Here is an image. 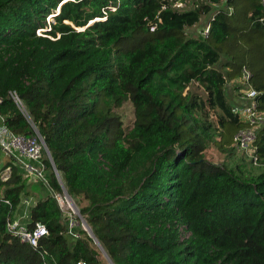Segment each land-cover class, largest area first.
<instances>
[{
	"label": "trees",
	"instance_id": "obj_1",
	"mask_svg": "<svg viewBox=\"0 0 264 264\" xmlns=\"http://www.w3.org/2000/svg\"><path fill=\"white\" fill-rule=\"evenodd\" d=\"M174 1L0 0V123L13 135L40 134L112 264H264V126L252 157L237 151L245 125L227 87L247 69L264 110L262 5L203 0L179 11ZM206 15L208 37L189 36ZM48 17L55 25L37 34ZM125 103L134 114L127 130L111 122ZM209 149L221 164L206 159ZM43 161L50 189L6 165L0 264H109L78 217V237L68 233L53 197L62 188ZM26 197L35 201L28 228L48 231L37 247L6 231Z\"/></svg>",
	"mask_w": 264,
	"mask_h": 264
},
{
	"label": "built area",
	"instance_id": "obj_2",
	"mask_svg": "<svg viewBox=\"0 0 264 264\" xmlns=\"http://www.w3.org/2000/svg\"><path fill=\"white\" fill-rule=\"evenodd\" d=\"M202 1L203 0H176L172 2V8L183 11L190 9L196 3ZM260 3L264 11V0H260ZM214 9L217 11L220 9V6H214ZM227 11L231 14L232 8L228 7ZM214 16L215 13H213L210 20H213ZM209 28L210 24L208 22L200 31V35L203 38L208 37ZM154 29V26L150 28L151 31H154ZM37 34H40V30L37 31ZM250 79V72L243 68L241 77L238 79L237 84H235L237 90H233L237 101H239V105L232 109V112L238 115L241 122L245 125L244 128L235 134L233 144L237 151L244 153L248 157H252L255 152L254 144L256 141L257 129L264 126V110H259L256 100L260 93L255 91L250 86ZM10 96L17 105H20L19 99L14 94L10 93ZM0 149L6 155L10 156L15 163L19 164L20 168L24 172V176L34 179L35 181H39L50 189L46 177V166L43 161L45 156L44 145L37 132L28 137L13 135L7 131L2 123H0ZM254 161H256V158H254ZM10 173V167H5L0 170V181H6L10 177ZM53 197L56 199L61 211L64 212V203L68 205L65 196L63 194L53 193ZM0 201H3L1 197ZM3 202L8 204V201L4 200ZM68 208L72 210L69 205ZM75 225L77 224L73 223L71 220L69 221L67 224L69 234H72L71 228ZM6 231L13 237L18 238L21 242L27 243L32 247H37L39 241L48 234L46 227L42 223L38 222L32 228H28L27 226L22 225L18 219L8 220L6 223ZM72 235L78 237L77 234ZM77 264L86 263L80 261L77 262Z\"/></svg>",
	"mask_w": 264,
	"mask_h": 264
},
{
	"label": "rangeland",
	"instance_id": "obj_3",
	"mask_svg": "<svg viewBox=\"0 0 264 264\" xmlns=\"http://www.w3.org/2000/svg\"><path fill=\"white\" fill-rule=\"evenodd\" d=\"M209 17H210V15L203 16L201 18L200 22L196 26L191 27L189 29H186L187 34L189 36H193V37L197 36V34L199 35L200 31L208 23ZM46 23H47V27L45 29L41 30L40 34H42L43 31H48L49 30V26H48L49 24L55 25V21H53V18H50V17H48V19L46 20ZM230 85H232L234 91L237 90L236 85H234L233 83H231ZM191 90H194V91H197V92L201 93V89L197 88L196 86L191 88ZM234 91H232L230 94L235 97ZM114 114H115V116L113 117V120L111 121L113 124H115V125L119 124L125 130H127V129L132 127L133 121H134V114H133V108H132L131 104L125 103L122 107L114 110ZM211 119H212L213 122H215V115L214 114H213ZM204 155H205V157H206V159L208 161H210L212 163H215V164H221L223 162V160L225 159V157L223 155H221L215 149L207 150ZM72 201L75 203V205L78 208V210H79L80 206H83L85 204L83 202H80L79 205H78V204H76V200L73 199ZM63 208H64V212L63 213L68 218V220L69 221L71 220L73 223L77 224L76 220L74 219V217H76L74 211L71 210L70 208H68V205L66 203H64ZM71 208H72V206H71ZM183 230L184 229L182 228V231ZM101 258L103 259V256L100 257V259Z\"/></svg>",
	"mask_w": 264,
	"mask_h": 264
},
{
	"label": "crops",
	"instance_id": "obj_4",
	"mask_svg": "<svg viewBox=\"0 0 264 264\" xmlns=\"http://www.w3.org/2000/svg\"><path fill=\"white\" fill-rule=\"evenodd\" d=\"M231 82H229L227 84V87H228V90L232 92L233 87H232V85H230ZM234 98L237 100L236 97H234ZM14 162L15 161H13V159L10 158V156L6 155L0 149V170H2L5 167H8V166H6L8 163H14ZM29 179H30L29 181H31V182H36L34 179H31V178H29ZM34 203H35V201L32 197L24 198L21 201L20 205L15 210L12 219H18L22 225H25L28 227V225L30 224V210H31L32 206L34 205Z\"/></svg>",
	"mask_w": 264,
	"mask_h": 264
},
{
	"label": "water",
	"instance_id": "obj_5",
	"mask_svg": "<svg viewBox=\"0 0 264 264\" xmlns=\"http://www.w3.org/2000/svg\"><path fill=\"white\" fill-rule=\"evenodd\" d=\"M58 12H59V10L57 9L56 13H58ZM90 24H92V22H89V24H88L87 26H89ZM87 26H86V27H87ZM86 27H84V28H80V29H78V30H79V31H82V30H84ZM35 132H37V131L35 130ZM37 134L39 135V137L41 138V140H42V142H43L45 155H46L47 158L49 159V162H50V164H51V166H52L54 172L56 173L57 179L59 180L60 186H61V188H62V193H63V195L65 196V198L68 199V201L71 202V204H72V210L74 211L76 217H78L79 222H80V225L82 226V228L84 229V231H86V232L88 233V235H89V236L95 241V243H96V244L98 245V247L101 249L104 258L108 261V263H109V264H112V262L109 260L108 256L104 253L103 249H102V248L100 247V245L98 244V242H97V240L95 239L94 235L92 234L90 228H89L88 225L85 223L84 219L81 217L78 208L76 207L75 203L72 201V198L67 194L66 189L64 188L62 182L60 181V178H59V176H58V173H57V171H56V169H55V166H54L53 160H52V158H51V156H50V153H49V151H48V149H47V147H46V145H45V143H44L42 137L40 136V134H39L38 132H37ZM75 211H76V212H75Z\"/></svg>",
	"mask_w": 264,
	"mask_h": 264
},
{
	"label": "bare ground",
	"instance_id": "obj_6",
	"mask_svg": "<svg viewBox=\"0 0 264 264\" xmlns=\"http://www.w3.org/2000/svg\"><path fill=\"white\" fill-rule=\"evenodd\" d=\"M66 200H67V202H68V205L71 207V206H72L71 202L68 201V199H66Z\"/></svg>",
	"mask_w": 264,
	"mask_h": 264
}]
</instances>
